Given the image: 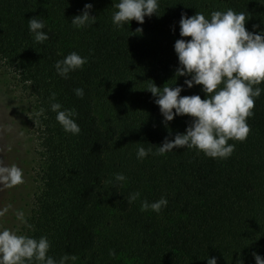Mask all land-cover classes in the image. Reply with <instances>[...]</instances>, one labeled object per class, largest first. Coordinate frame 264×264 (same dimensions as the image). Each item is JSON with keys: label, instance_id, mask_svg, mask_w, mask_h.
<instances>
[{"label": "trees", "instance_id": "16d2710c", "mask_svg": "<svg viewBox=\"0 0 264 264\" xmlns=\"http://www.w3.org/2000/svg\"><path fill=\"white\" fill-rule=\"evenodd\" d=\"M118 2L0 0V60L31 97L30 122L38 141L36 190L21 234L47 236L49 255L77 257L67 264H207L211 257L217 264H256L254 253L264 258V91L247 118V138L228 141L235 145L229 157L211 158L187 147L157 154L165 137L183 133L191 118L177 116L166 126L147 89L153 82L175 87L190 78L175 76L181 13L199 11L208 17L231 8L246 13V29L259 31L264 29V0H158V16H146L142 25L132 20L120 29L112 22ZM86 3L93 5L90 14L96 21L77 28L71 19ZM37 16L46 21L43 31L49 39L43 43L34 41L28 27ZM73 51L88 62L62 78L55 62ZM258 86L264 89V82ZM78 87L84 89L83 98L74 93ZM201 87L185 86L181 95L203 99ZM53 92L63 108L76 110L78 135L57 122L50 108ZM99 98L122 116L101 124ZM42 108L44 114L38 115ZM121 117L126 144L115 155ZM140 144L152 148L143 159L136 156ZM110 160L126 181L108 178ZM137 191L140 197L129 203V194ZM162 196L167 207L141 211L142 200L151 203ZM101 200L114 204L119 214L109 233L120 236L118 242L113 236V245L99 243Z\"/></svg>", "mask_w": 264, "mask_h": 264}, {"label": "clouds", "instance_id": "9594fccd", "mask_svg": "<svg viewBox=\"0 0 264 264\" xmlns=\"http://www.w3.org/2000/svg\"><path fill=\"white\" fill-rule=\"evenodd\" d=\"M93 8L86 3L80 14L71 19V23L82 28L94 24L96 16L90 14ZM116 9L112 14V22L116 28H124L132 20L143 24L145 17L157 13L158 0H119L114 4ZM157 15V14H156ZM158 16V15H157ZM248 17L244 12H236L229 8L225 11L214 10L208 17L197 11L188 16L181 13L179 20V35L174 43V51L178 57L176 77L186 78L183 85L175 87H158L153 82L147 89L155 97L154 103L159 106L166 126L177 116L191 118L185 131L177 133L173 139L165 137L158 148L157 154H164L177 148H196L211 158H227L235 145L229 140L243 141L250 132L247 118L254 115L255 100L264 91L260 85L264 82V29L249 31L246 29ZM30 33L36 43L49 39L45 19L41 16L28 20ZM253 25V29L258 28ZM136 31L141 32L138 28ZM190 37V39H184ZM88 62V57L73 51L63 59L55 62V70L59 76L67 79L71 72L82 69ZM200 85L205 94L202 99L199 94L181 95L187 88ZM74 93L83 98L84 89L76 88ZM51 111L56 113L57 122L66 132L78 135L81 128L76 122L77 112L74 108H63L56 101V93H51ZM174 110V111H173ZM42 108L38 115H43ZM46 118V117H45ZM152 153V148L142 144L137 147V159H143ZM116 182H124V173H115ZM24 182L23 169L16 164H7L0 160V189L10 188ZM111 183L112 181H106ZM140 197V192L130 193L128 202L132 203ZM168 200L162 196L159 200L149 203L141 201V211L151 209L160 212L167 207ZM8 205L0 208V217H4L11 208ZM16 218L27 224L23 211L16 212ZM31 229L32 226L28 225ZM51 244L47 236L20 234L16 229L0 225V264H67L75 261V255L65 254L58 260L49 255ZM115 255V252H110ZM256 264H264V258L253 254ZM207 264H217L215 257L208 258ZM242 264V262H241Z\"/></svg>", "mask_w": 264, "mask_h": 264}, {"label": "rangeland", "instance_id": "374dc122", "mask_svg": "<svg viewBox=\"0 0 264 264\" xmlns=\"http://www.w3.org/2000/svg\"><path fill=\"white\" fill-rule=\"evenodd\" d=\"M26 94L17 76L12 70L7 69L0 60V160L9 165H18L23 169L24 175L22 184L0 189V208H5L8 205L12 206L4 217H0V225L16 229L20 234L24 223L17 220L16 212L18 210L23 211L25 217L28 216L36 190L34 166L38 160V149H36L38 148L37 135L30 122L33 105L31 97ZM96 114L101 124H104L105 120L109 118L115 120L122 116L116 111L115 105H111L110 102L104 99H96ZM123 122V117L117 122L120 131L119 138L113 146L115 155L117 151L123 150L121 145L126 144L124 139L125 128H120ZM112 162L110 160L108 178H112L113 174L117 173L116 169L111 167ZM98 203L100 204L101 212L104 213L103 221H101L102 232L99 243L104 245L106 242L113 245V236L117 242L120 240V236L118 233H109L110 230H113L119 214L114 204L107 203L106 200H101ZM101 245L99 248H102Z\"/></svg>", "mask_w": 264, "mask_h": 264}]
</instances>
